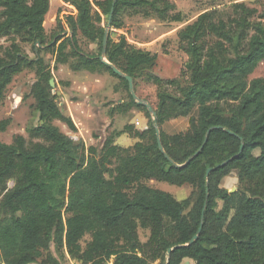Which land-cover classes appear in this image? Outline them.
<instances>
[{
  "label": "trees",
  "instance_id": "trees-1",
  "mask_svg": "<svg viewBox=\"0 0 264 264\" xmlns=\"http://www.w3.org/2000/svg\"><path fill=\"white\" fill-rule=\"evenodd\" d=\"M65 1L75 13L65 15L64 22L58 18L60 31L48 36L49 0H0V39L9 42L0 46V103L13 77L30 69L38 118L27 128V138L16 134L12 142H0V264H59L51 244L77 264H182L185 259L264 264V77L249 79L264 61V0L260 11L234 2L225 18L202 12L182 25L176 40L186 61L179 76L167 79L153 72L156 53L124 36L114 40L112 28H122L124 16L137 14L182 23L175 3ZM105 33V59L133 79L134 89L137 80L156 87L155 118L134 101L127 81L100 60ZM79 36L96 45V55L82 51ZM19 42L32 46L33 58ZM41 49L53 56V68L39 55ZM58 64L117 77L129 100L110 114L141 109L147 128L126 124L108 135L100 149L63 133L55 120L72 132L76 128L49 84ZM178 117H187L189 127L165 132L163 125ZM8 124L9 119L0 121V131ZM156 128L176 165L159 149ZM210 128L199 154L178 167L199 149ZM124 132L137 139L131 147L113 142ZM232 172L237 188L229 192L220 184ZM150 181L192 190L178 200L149 186ZM200 226L197 239L188 244ZM138 227L148 231L145 241Z\"/></svg>",
  "mask_w": 264,
  "mask_h": 264
},
{
  "label": "rangeland",
  "instance_id": "rangeland-1",
  "mask_svg": "<svg viewBox=\"0 0 264 264\" xmlns=\"http://www.w3.org/2000/svg\"><path fill=\"white\" fill-rule=\"evenodd\" d=\"M176 5V9L183 15L182 23L160 21L154 17H143L142 15H131L123 17V26L120 29L112 28V38L117 40L120 36H124L129 43H132L138 48L148 50L151 53L157 54L156 65L153 68L154 74L163 79L179 76L180 70L186 61V55L177 48L176 32L182 25L194 20L200 13L209 12L216 17L225 18L231 11V6L234 2H244L249 6L257 7L260 11V1L262 0H170ZM50 7L44 20V29L48 36L54 32L60 31L57 24L58 18L62 19L68 14H74L75 9L65 0H49ZM62 34V33H61ZM79 45L83 52L89 55L97 54V47L93 43L82 39L79 36ZM60 41L56 43L58 46ZM21 48L30 58L34 57V50L30 44L21 43ZM9 42L5 38L0 39V46H8ZM70 51V48H67ZM39 55L44 61L50 64L51 68L56 65L53 56L46 49H41ZM54 79L53 92L56 93L57 101L60 106L65 109L68 115L67 101H81L79 109L80 115L75 121L79 123V130L74 136L80 137L86 146H95L100 149L106 137L113 131L123 128V125L132 124L135 128V122L139 120L140 125L144 122L147 124V118L144 111L141 109H131L125 114L117 111L110 114L111 109L121 103L127 102L128 95L117 77L109 75L107 72L90 74L87 72H79L74 74L68 65L64 68L57 65V69L52 70ZM255 77H264V61L259 63L254 72L249 76V79ZM75 80V83L72 81ZM35 81L34 71L24 69L15 75L10 84L5 89L4 98L0 103V121L9 119V124L4 131H0V142L10 143L14 135L21 134L27 138V128L38 123L37 114L33 109L34 99L30 95L31 84ZM116 87V90H115ZM135 93L140 98L145 100L151 106L156 103V87L143 80H137ZM65 104V105H64ZM153 108V107H152ZM193 114H196L194 110ZM90 117V118H87ZM90 120V123L88 122ZM141 120L143 121L141 123ZM56 125L63 133L67 135L68 127L62 122L55 120ZM139 125V126H140ZM189 127L187 117H178L167 121L163 128L169 134L185 131ZM81 135H80V134ZM122 145H132L130 139H117ZM254 154L258 155L259 150H254ZM151 187L161 189L171 193L176 199L182 200L186 198L192 188L189 185L176 186L161 181H150L147 183ZM12 185V181L8 182V186ZM221 187L229 192L236 190L237 177L236 173L232 172L225 176L220 184ZM138 235L141 241H145L148 237V231L138 227ZM86 236L82 244L88 240ZM49 251L59 261V264H77L73 262L67 255L57 252L50 245ZM43 255L38 258V261L43 259ZM189 259H185L188 261ZM190 264L194 261L189 260ZM39 263V262H38ZM154 264H158L155 262Z\"/></svg>",
  "mask_w": 264,
  "mask_h": 264
},
{
  "label": "water",
  "instance_id": "water-1",
  "mask_svg": "<svg viewBox=\"0 0 264 264\" xmlns=\"http://www.w3.org/2000/svg\"><path fill=\"white\" fill-rule=\"evenodd\" d=\"M112 12H113V7L111 8V11H110L109 16H108V21H109V22H108V25L110 24V20H111V17H112ZM106 42H107V34L105 33L104 38H103L102 52H101V55H100V57H99L100 60H101L103 63L109 65V66L112 68L113 72H114L116 75H118V76L124 78V79L127 81L129 93H130L131 97L134 99V101H135L137 104H139V105H143L144 107H146V109L148 110V112L153 116V118H155V115H156V114H155V112L153 111L152 106H151L149 103H147L145 100L140 99V98L136 95L135 90H134V82H133V79H132L130 76H128V75L122 73L120 70H118L115 66H113L112 64H110V63L105 59ZM49 84H50L51 87H54V79H53V78H51V79L49 80ZM210 131H211V128L208 129V131L206 132L205 139H204L202 145L199 147V149H197L193 155L189 156L183 164H181V165H177L178 167H181V166H184V165L188 164V163L193 159V157H195V156H197V155L199 154V152L202 150L204 144H205L206 141H207V138H208V135H209ZM156 135H157V143H158V147H159V149L165 154L164 149H163V146H162V143H161L160 138H159V129H158V128H156ZM165 156H166L167 159H169V160L171 161V163L175 164V163H174V162L168 157V155L165 154ZM226 162H227V161H224V162L218 164L216 167L208 168V169H207V174H208L210 171L215 170L216 168H218V167L224 165ZM175 165H176V164H175ZM232 192H233V191H232ZM200 231H201V226L199 227L197 233L193 236V238L189 241L188 244H191L194 240L197 239V237H198ZM179 246H183V245H177L176 247H179ZM174 248H175V247H174ZM172 250H173V248L168 249V252H167L168 255L170 254V252H171ZM184 264H189V260H188V261H185Z\"/></svg>",
  "mask_w": 264,
  "mask_h": 264
},
{
  "label": "crops",
  "instance_id": "crops-1",
  "mask_svg": "<svg viewBox=\"0 0 264 264\" xmlns=\"http://www.w3.org/2000/svg\"><path fill=\"white\" fill-rule=\"evenodd\" d=\"M54 62V61H53ZM59 66H61L62 68H64L65 67V65H68V64H58ZM69 66V65H68ZM57 69V68H56ZM73 71V70H72ZM79 72H87V73H90V74H95L96 75V73L94 72V73H92V72H89V71H87V70H80V71H73V73L75 74H78ZM98 74V73H97ZM110 75V74H109ZM73 83H75V80H73L72 81ZM67 103V107H68V115L70 116V118H71V120L73 121V123H74V125H75V128L77 129V131L79 130V132H80V128H79V123H77L76 121H75V117L78 119L79 117H83V115L81 116L80 115V113H79V109H81V108H83V106H80V104L82 103L81 101H73V100H69V101H67L66 102ZM65 105V104H64ZM87 118H90V117H87ZM79 120H80V118H79ZM89 123H90V120L88 121ZM143 121L141 120V123H142ZM135 125L137 126V128L136 129H138V130H143V129H146L147 128V124H144V122L140 125V122H139V120L138 121H136L135 122ZM140 125V126H139ZM66 126V125H65ZM123 127H124V125H123ZM123 128H121V129H118L117 131H121ZM70 131V130H69ZM76 131V132H77ZM76 132H70L69 134H75ZM80 134V133H79ZM111 134V133H110ZM109 134V135H110ZM81 135V134H80ZM119 140V139H122V140H127V139H130L131 141H133V143H132V145L137 141V139H133V138H131L127 133H121V134H119L118 136H116V137H114L113 138V142H114V144H117V145H119V146H122V147H129V146H125V145H122L119 141H116V140ZM132 145H130V146H132ZM189 264H190V261H189Z\"/></svg>",
  "mask_w": 264,
  "mask_h": 264
}]
</instances>
